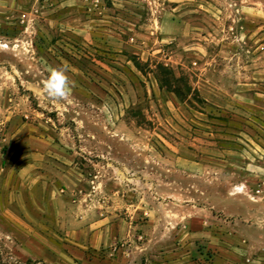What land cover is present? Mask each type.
<instances>
[{
    "label": "rangeland",
    "instance_id": "obj_1",
    "mask_svg": "<svg viewBox=\"0 0 264 264\" xmlns=\"http://www.w3.org/2000/svg\"><path fill=\"white\" fill-rule=\"evenodd\" d=\"M223 222L264 256V0H0V264H159Z\"/></svg>",
    "mask_w": 264,
    "mask_h": 264
},
{
    "label": "crops",
    "instance_id": "obj_2",
    "mask_svg": "<svg viewBox=\"0 0 264 264\" xmlns=\"http://www.w3.org/2000/svg\"><path fill=\"white\" fill-rule=\"evenodd\" d=\"M228 225L227 223L222 225V231L216 236V239L212 240V243L209 241L205 242L206 248L203 252L201 251L198 254L192 252L178 254L175 258L169 257V260L159 264H264L262 259L264 256L259 254L258 251L256 252L257 255H252L246 248L247 244L241 245V247L238 246L240 241L245 240L246 235L244 232L241 230L236 231L235 228ZM191 234L196 235L194 232ZM197 235L202 238L203 236H208L209 233L207 230H202ZM245 243H247L246 240ZM207 250H210L209 258L206 257ZM251 257L254 260L247 262V259Z\"/></svg>",
    "mask_w": 264,
    "mask_h": 264
},
{
    "label": "clouds",
    "instance_id": "obj_3",
    "mask_svg": "<svg viewBox=\"0 0 264 264\" xmlns=\"http://www.w3.org/2000/svg\"><path fill=\"white\" fill-rule=\"evenodd\" d=\"M71 83L63 68H56L50 71L48 78L43 84L45 94L53 100H63L70 93Z\"/></svg>",
    "mask_w": 264,
    "mask_h": 264
},
{
    "label": "trees",
    "instance_id": "obj_4",
    "mask_svg": "<svg viewBox=\"0 0 264 264\" xmlns=\"http://www.w3.org/2000/svg\"><path fill=\"white\" fill-rule=\"evenodd\" d=\"M165 77V76H164ZM163 76H162V79L164 78ZM162 79H161V81H162Z\"/></svg>",
    "mask_w": 264,
    "mask_h": 264
}]
</instances>
